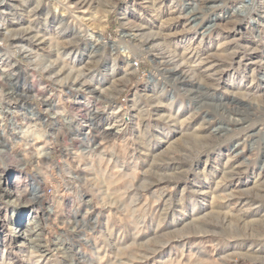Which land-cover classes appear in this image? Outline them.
<instances>
[{
  "label": "rangeland",
  "instance_id": "obj_1",
  "mask_svg": "<svg viewBox=\"0 0 264 264\" xmlns=\"http://www.w3.org/2000/svg\"><path fill=\"white\" fill-rule=\"evenodd\" d=\"M256 2L0 0V264H264Z\"/></svg>",
  "mask_w": 264,
  "mask_h": 264
},
{
  "label": "bare ground",
  "instance_id": "obj_2",
  "mask_svg": "<svg viewBox=\"0 0 264 264\" xmlns=\"http://www.w3.org/2000/svg\"><path fill=\"white\" fill-rule=\"evenodd\" d=\"M83 2V1H82ZM81 2V3H82ZM85 3V1L83 2ZM257 8V2L256 0H253V3L249 6L250 11L251 10H255ZM238 15V14H237ZM236 15V16H237ZM249 16V15H248ZM237 18V17H236ZM237 19H242V17H238ZM132 35V34H131ZM91 39H101V36H99V38H96V35L91 34ZM112 46L115 47L117 44L115 42H111ZM6 55V57H1L0 58V96L3 97V99L5 98H10V97H14V86L16 85V81L17 80V74L15 72H17V68L16 65H9L11 59H13L14 55L10 52V51H6V53H4ZM4 56V55H3ZM9 63V64H8ZM3 65V66H2ZM176 73L180 74L181 72L177 69L174 70ZM79 79V78H78ZM5 80V81H4ZM83 85V84H81ZM93 91H96V89L93 88ZM121 106H116L115 108H113V113H118L120 110ZM90 119V118H89ZM88 120V119H87ZM90 121L93 124V118L90 119ZM121 119H117L114 122V127H116L118 130L121 129L122 123H121ZM23 134H25V130L22 131ZM25 132V133H24ZM86 140H89V146L90 144H93V142L90 140V138H88L87 133L83 134ZM88 142V141H87ZM0 143L2 144V148L1 150H5L6 148H8L9 143L8 141H6V139L4 138V135L1 134L0 132ZM5 152V151H4ZM48 154V152H46ZM46 156V155H45ZM38 187V186H37ZM36 189V188H35ZM34 189V190H35ZM21 194V193H20Z\"/></svg>",
  "mask_w": 264,
  "mask_h": 264
},
{
  "label": "built area",
  "instance_id": "obj_3",
  "mask_svg": "<svg viewBox=\"0 0 264 264\" xmlns=\"http://www.w3.org/2000/svg\"><path fill=\"white\" fill-rule=\"evenodd\" d=\"M132 66H133V68H137V71L140 69V63L137 60L133 61ZM17 101H20V100L17 99ZM54 104L57 106L56 103H51V104L48 103V109L53 110L52 106ZM22 107H23V105H22ZM33 108H34V110H36L37 109V104H33ZM36 112H37V110H36Z\"/></svg>",
  "mask_w": 264,
  "mask_h": 264
}]
</instances>
